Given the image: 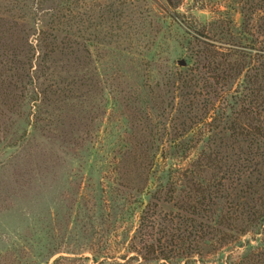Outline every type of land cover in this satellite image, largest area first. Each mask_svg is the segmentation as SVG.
Masks as SVG:
<instances>
[{"label":"rangeland","instance_id":"obj_1","mask_svg":"<svg viewBox=\"0 0 264 264\" xmlns=\"http://www.w3.org/2000/svg\"><path fill=\"white\" fill-rule=\"evenodd\" d=\"M249 39L264 44V0H0V264H264V222L247 223L264 152L247 189L195 212L219 180L203 156L217 142L238 159L232 126L253 123L235 97L228 122L197 126L244 78L227 90L209 59Z\"/></svg>","mask_w":264,"mask_h":264},{"label":"trees","instance_id":"obj_2","mask_svg":"<svg viewBox=\"0 0 264 264\" xmlns=\"http://www.w3.org/2000/svg\"><path fill=\"white\" fill-rule=\"evenodd\" d=\"M168 1L171 5L174 4V6H176L177 4V0ZM45 33L46 31L42 29V36H45ZM249 41L250 45L245 44L235 46L236 48L234 51L239 57L238 59H235V61L228 60L215 63V60L212 59L215 58V55L213 57L212 53V58L211 60L209 59V65L207 66L208 69H211V72H214L213 79L215 82L217 84H224L225 86H227L228 82L233 78V74L242 73L244 69L245 72L243 80L239 83L240 88L236 89V96L235 94L230 95L231 99H227V97H225L219 104H212V102L208 101L207 104H211V107L206 110L210 111L209 113H205V116L199 119L197 126L202 122L208 123L209 121L210 123L220 124L226 119L225 123L228 122V115H222L223 113L225 114L226 109L231 107L229 105L230 100L234 104L239 103L235 97L241 100V104L244 107V111L240 112V115L247 116L253 123L248 127H242V123L236 121L232 126V129L238 131L239 134H246L249 137V140L246 141V143L248 142V150L243 152L242 156H239L238 159H233L228 155L223 156L220 151L216 149V147L221 144H217V142H215L212 147H209V152L203 156V159H207V164H210L218 169L219 174V180L216 179L213 183L208 184L206 187L197 189V192L200 195L198 197L199 205L195 207V212L204 217L212 211V206L219 205L223 201L225 202V199L228 201L234 192H242L244 189H247L246 186L239 189L237 184L244 182L246 178L253 175L254 169L251 170V165L253 164L254 157L259 156L262 152H264V119L262 118L264 115V97H262L263 93L261 90V83H264V44H262V47H258L255 44V39H249ZM192 81H195V79L190 80L191 83ZM225 86L223 88H225ZM226 89L230 90V85H228ZM216 94L217 93H214V96H216ZM186 118L190 119L191 123L194 122L192 117L187 116ZM193 140L194 135L189 134L184 135L180 139H174V142L171 144L170 154L181 158L187 157L190 143ZM211 142L210 144H212ZM183 169V167L182 169L179 167V172ZM256 174L260 175L259 171L256 172ZM254 206L255 209L251 212L247 223L248 226L258 228L261 227L264 222V211L260 210V203L258 201L254 204ZM263 206L264 202L261 203V207ZM214 214V212L210 213V215ZM240 216L241 212L238 209H234L230 215L222 217L220 222L227 221L229 224H235ZM146 218L148 221L150 220L149 216ZM192 227L193 230L198 229L197 226L193 225ZM232 227L234 229L235 226L232 225ZM171 261V264H176V261ZM189 263L190 262L188 261L187 264Z\"/></svg>","mask_w":264,"mask_h":264}]
</instances>
